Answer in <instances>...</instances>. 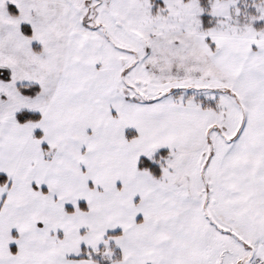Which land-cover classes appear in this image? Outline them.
Masks as SVG:
<instances>
[{
  "label": "snow or ice",
  "instance_id": "1",
  "mask_svg": "<svg viewBox=\"0 0 264 264\" xmlns=\"http://www.w3.org/2000/svg\"><path fill=\"white\" fill-rule=\"evenodd\" d=\"M0 264H264V0H0Z\"/></svg>",
  "mask_w": 264,
  "mask_h": 264
}]
</instances>
